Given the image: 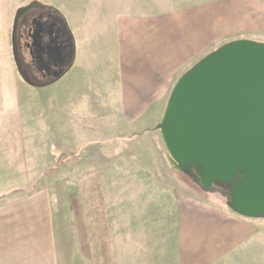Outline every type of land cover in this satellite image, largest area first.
I'll use <instances>...</instances> for the list:
<instances>
[{
  "label": "crops",
  "instance_id": "0c3cea01",
  "mask_svg": "<svg viewBox=\"0 0 264 264\" xmlns=\"http://www.w3.org/2000/svg\"><path fill=\"white\" fill-rule=\"evenodd\" d=\"M42 1L74 25L72 54L50 82L58 91L36 102L47 111L28 112L25 131L17 111H0V264H264V217L147 191V175L84 170L75 159L69 174L72 163L63 162L46 186L24 192L44 179L29 162L48 147L79 156L83 138H114L113 120L127 119L125 109L134 120L149 109L161 119L192 65L227 39L264 38V0H108L107 8L104 0ZM115 104L125 108L116 117ZM102 118L112 128L92 121Z\"/></svg>",
  "mask_w": 264,
  "mask_h": 264
},
{
  "label": "water",
  "instance_id": "95a60500",
  "mask_svg": "<svg viewBox=\"0 0 264 264\" xmlns=\"http://www.w3.org/2000/svg\"><path fill=\"white\" fill-rule=\"evenodd\" d=\"M177 168H198L205 191L228 187L237 216L264 217V45L235 40L172 88L159 125Z\"/></svg>",
  "mask_w": 264,
  "mask_h": 264
},
{
  "label": "rangeland",
  "instance_id": "374dc122",
  "mask_svg": "<svg viewBox=\"0 0 264 264\" xmlns=\"http://www.w3.org/2000/svg\"><path fill=\"white\" fill-rule=\"evenodd\" d=\"M104 2V7L107 8L105 4L109 1L104 0ZM33 13L43 16L44 18H53V14H55L42 0H0V111H4V108L8 107L6 104L9 105V108H7L9 111L11 109H13L12 111H17L21 118L19 126L24 129V131L25 128H27L29 118L28 112H31L30 114L35 116L41 112L44 113L47 111L46 105L41 104V102L48 98L53 92L56 93L58 91V89L52 91L51 89L53 88H50L51 85L57 83L56 80L53 84L50 82L42 85L34 84L36 86L33 88L30 82L22 79L17 69V64L14 61V51L11 48V41H13V37L15 36L17 24L23 19L25 22L28 21V16ZM56 19L59 20L60 25L71 34V29L74 30V25H71V28L69 24L63 20L61 21L60 18L57 17ZM230 40L227 39V42L223 45L232 42ZM235 40H248L262 46L264 45V38L247 37ZM30 98H35V102H33V99L29 102ZM13 101L17 103V108L15 104H10ZM38 101L41 102L36 103ZM165 106L166 104L163 105V109H165ZM123 107L124 106L120 104L114 105L115 117L118 116L117 110L121 113L124 112L125 108ZM151 110L152 109H149V111L146 112L148 115L147 119L134 120L132 119L135 116L133 110L125 109V111H127V113L125 112L127 119L125 117L119 119L116 117L113 120L115 127L114 138L108 139V141H102L103 137H97L99 141L94 145L88 144V142H86L87 139L83 138V151L81 154L79 153V156L78 152H76L77 155L73 152L61 154L52 149V147H48V150H50L48 151L46 149L47 151H43L41 154L36 152V154L42 155H39V157H35V153H33L35 158L29 162V165L34 166L33 171L35 175H38L41 171L40 173L44 176V179L42 182L26 185L24 192H26V190L28 191V189L32 190L46 186L44 184L48 179H52L48 178L49 176L47 175L54 176L53 174L56 175L61 174V171L63 172V162L72 163L70 167H65L66 171L63 173L69 174L70 170L74 168L73 163L76 161L75 159H81L79 161H82L81 163L85 168L84 170H90L92 166H99L98 170L100 173L102 171L110 172L112 170L115 175L123 173L147 175L149 184L143 185L147 191L149 187L159 194L163 192L178 196L179 198L187 196L195 197L211 200L220 205H226L228 203V189H226V185L216 183L212 185L210 190L205 191L199 184L197 167L194 166L186 170L176 167L162 139L161 129L159 127L162 117L159 119L158 115L153 114ZM143 111L145 114L146 110L143 109ZM152 114L154 116L150 119ZM109 118H112V116H109ZM92 121H95L100 127L106 126L112 128L113 126V121H111V119L107 120L102 118ZM83 123L85 126L86 124H90L91 120L84 119ZM33 125L38 127L36 123H33ZM84 126L83 129L85 134L86 128ZM86 134L88 135L89 132L86 131ZM92 134L95 136L94 132ZM39 165H41V167H39Z\"/></svg>",
  "mask_w": 264,
  "mask_h": 264
},
{
  "label": "flooded vegetation",
  "instance_id": "af4514ba",
  "mask_svg": "<svg viewBox=\"0 0 264 264\" xmlns=\"http://www.w3.org/2000/svg\"><path fill=\"white\" fill-rule=\"evenodd\" d=\"M29 16L28 21L18 22L11 47L22 79L42 85L57 78L69 64L72 45L56 19Z\"/></svg>",
  "mask_w": 264,
  "mask_h": 264
},
{
  "label": "trees",
  "instance_id": "16d2710c",
  "mask_svg": "<svg viewBox=\"0 0 264 264\" xmlns=\"http://www.w3.org/2000/svg\"><path fill=\"white\" fill-rule=\"evenodd\" d=\"M66 33H67V37L69 38L70 33H69L68 31H66ZM226 189H228V187H226ZM224 207H225L227 210H229L231 213H233V212L230 210V208L228 207V203H227L226 205H224Z\"/></svg>",
  "mask_w": 264,
  "mask_h": 264
}]
</instances>
